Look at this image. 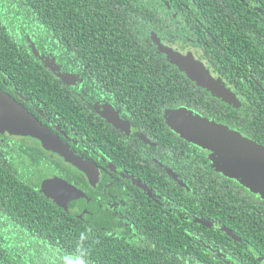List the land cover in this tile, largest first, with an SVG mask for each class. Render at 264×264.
<instances>
[{
    "label": "flooded vegetation",
    "instance_id": "flooded-vegetation-1",
    "mask_svg": "<svg viewBox=\"0 0 264 264\" xmlns=\"http://www.w3.org/2000/svg\"><path fill=\"white\" fill-rule=\"evenodd\" d=\"M212 1L216 8L214 15L206 3H203V9L195 0L190 9L167 6L162 11L168 15L166 28L173 29L167 35L170 41L163 40L155 32H150L145 39L157 53L155 58L159 64L168 61L176 67L153 42V34L165 48L203 64L210 75L235 96L232 102L215 97L176 67L189 81L183 92L193 94L195 98L191 102L197 104L191 105L193 107L173 103L163 106L162 76L170 73H135L141 77L138 81L125 78L130 76L126 72L111 73L110 67L99 63L105 58L102 42H96L99 50L96 49L95 58L98 62L96 71L90 74L91 80L86 79L83 72L63 71L62 62H57L53 53L39 55L44 71L31 75L41 87L35 88L34 81H29L32 86L22 88L10 79L11 82L2 80L0 89L58 137L78 161L84 162L86 171L66 162L60 154L45 149L36 138L7 135L2 131L0 164L13 174L24 176V180L36 185L40 193L43 184L51 181L50 193L59 197L60 202V187L73 186L86 199L71 195V201L64 206L42 194L64 212L92 222L127 247L142 245L150 256L152 253L159 256L158 252L161 256L172 255L167 252L172 242L173 253H178L181 258L205 252L223 264H264V251L256 247L258 243H264L261 240L264 238V221L256 231L248 230L257 226V219L264 218V211L257 210L258 202L264 199L236 179L219 172L213 166L210 151L181 138L172 128L178 119L169 123L171 117L176 118L174 112L186 109L195 116L229 126L264 146V135L258 136V128L253 124L246 127L247 120H243L247 96L259 91L264 94V56L259 57L256 51L259 23L264 30L260 2ZM238 2L242 7L236 6ZM184 11L190 13L189 33L182 30L184 24L178 18ZM171 17L174 18L173 24L170 23ZM76 33V41L93 37L80 30ZM111 43L113 41H108L109 45ZM103 45L112 52L111 46ZM118 66L120 69V64ZM173 75L177 76L176 73ZM131 83L146 88H126ZM210 104H217L223 112L228 108L240 112L235 121L238 128L209 117ZM89 174L98 178L91 180ZM198 176L206 181L215 176L213 186L222 192V199L214 203L224 215L229 214L223 221L233 220L232 212L235 211L245 223L249 222L244 228L233 232L222 227L223 232H211L203 228H210L212 224L207 218L209 212L200 217L185 205L186 202L178 200L179 189L190 192V183L197 181ZM238 197L243 198L237 201V205L245 207H235ZM253 201L257 205L247 206L246 202ZM209 204H204L207 210ZM177 226L179 231L173 234L172 230Z\"/></svg>",
    "mask_w": 264,
    "mask_h": 264
},
{
    "label": "trees",
    "instance_id": "trees-1",
    "mask_svg": "<svg viewBox=\"0 0 264 264\" xmlns=\"http://www.w3.org/2000/svg\"><path fill=\"white\" fill-rule=\"evenodd\" d=\"M195 1L201 6L206 3L214 15L216 8L213 7L212 0ZM192 2L193 0H0V82H11L13 79L19 87L24 88L32 86L28 82L34 81L35 88L41 87L37 86L39 81L31 73L44 71V65L34 53L32 45L41 56L53 53L57 62H62L63 71L83 72L86 79L91 80L90 74L96 71L98 62L95 58V51L99 50L96 42H102L113 50L108 52L102 44L105 58L102 57L99 63L103 67H110L111 73L126 72L130 76L125 78L138 81L141 77L135 73L169 72L170 74L162 76L163 106L172 103L196 106L197 103L191 102L195 96L183 92L188 79L168 61L157 63V53L145 39L150 32H155L163 40L170 41L167 35L173 29L166 28L168 15L162 9L167 6L190 9ZM259 2L264 16V0ZM236 6L242 7L239 2ZM202 8L204 9L203 6ZM226 9L227 7L222 10V14ZM189 17V11L180 13L178 17L184 24L182 30L188 33ZM173 20L171 17V24L174 23ZM77 30L93 37H82L76 41ZM230 30L235 33L232 28ZM84 39L86 41L82 42ZM110 40L113 43L109 45ZM184 40L187 42V38ZM257 43V54L263 57L264 30L261 23ZM210 50L212 51V46ZM132 87L146 88L145 85L132 83L126 86L130 89ZM247 101L243 111V120H247L246 127L253 124L259 130L258 136L264 135V108H260L264 107V94L259 91L258 94L247 96ZM256 105L260 107L257 108ZM208 106H212L208 110L209 117L232 127L236 126L235 121L240 112L229 108L223 112L217 104ZM212 178L215 179V176ZM212 178L206 181L198 176V180L193 181L195 184L190 183V192L179 189L178 200L186 202L185 205L195 210V214L200 217L209 212L207 218L212 224L210 228H203L211 232H223L224 227V230L239 232L249 222L245 223L235 211L232 212L233 220L223 221L229 214L224 215L222 209L214 203L222 199V192L214 189L215 181ZM241 198L243 197L235 200L236 208L245 207L237 205ZM203 203H210L208 210ZM246 204L251 207L257 205L256 201ZM257 210L264 211L263 200L258 202ZM256 221L257 226L248 228L249 231H256L264 218ZM178 231V226L172 230L173 234ZM261 240L264 241V238ZM168 247L167 252L172 254L170 256H161L159 252V256L155 253L150 256L146 254L148 250L140 244L127 247V244L115 240L109 232L92 222L64 212L48 201L36 185L24 180V176L15 175L0 164V264H223L215 256L205 252L181 258L178 253H173L172 242ZM256 247L264 251V243H258Z\"/></svg>",
    "mask_w": 264,
    "mask_h": 264
},
{
    "label": "water",
    "instance_id": "water-1",
    "mask_svg": "<svg viewBox=\"0 0 264 264\" xmlns=\"http://www.w3.org/2000/svg\"><path fill=\"white\" fill-rule=\"evenodd\" d=\"M152 40L168 56L170 62L178 67L181 72H184L192 81L209 90L217 98L227 102L233 101L235 96L224 86H221L220 81L215 80L203 64L194 61L189 56L184 57L170 48H165L160 44V40L155 34L152 35ZM31 47L34 53L39 56L36 47L34 45ZM173 114H175L176 118L171 117L169 123L172 124V120L178 119L176 121L177 124L175 126L172 125V128L181 138L210 151L213 166L219 172H223L229 178L236 179L251 192L260 195L264 199V146L245 138L241 133L230 129L229 126L195 116L194 113L186 109H180ZM1 131L7 135L36 138L41 141L45 149L60 154L66 162L74 164L80 170L86 171L84 162L78 161L65 148L58 137L43 127L20 104L0 89ZM89 176L91 175L89 174ZM95 178L98 177L91 176L90 179ZM50 184L51 181L43 184L42 193L56 202H60L59 197L50 193ZM60 190L62 191L60 203L64 206L71 201L69 199L71 195L76 199H86L82 192L69 184L60 187ZM200 223L206 224L203 221ZM207 225L209 224L207 223Z\"/></svg>",
    "mask_w": 264,
    "mask_h": 264
}]
</instances>
